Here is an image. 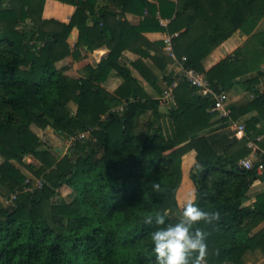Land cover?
I'll use <instances>...</instances> for the list:
<instances>
[{
    "label": "trees",
    "instance_id": "16d2710c",
    "mask_svg": "<svg viewBox=\"0 0 264 264\" xmlns=\"http://www.w3.org/2000/svg\"><path fill=\"white\" fill-rule=\"evenodd\" d=\"M59 1L76 7L68 23L43 18L46 0H0V186L9 198L15 195L13 203L0 205V264H150L149 232L155 225L144 220L179 217L181 161L191 151L196 202L219 212L218 219L195 225L206 232L200 264H247L249 253L264 256V226L257 230L264 223V192L253 205H244L253 183L264 181V170L258 173L264 163V91L255 88L264 78V29L255 32L264 22V0ZM126 13L144 20L132 25ZM159 17L169 24L164 27ZM74 29L79 34L72 48ZM158 31L178 33L172 39L176 60L216 88L228 91L237 78L251 75L244 84L255 97L232 107L230 116L254 114L245 121V137L225 152L218 153L200 134L228 118L210 111L212 100L186 82L174 90V105L167 110L173 135L166 136L158 123L164 116L159 101L131 70L164 94L160 75L143 61L151 59L162 72L174 62L163 53L165 43L143 36ZM238 32L250 36L246 44L206 70L205 60ZM103 47L107 56L88 65L79 79L59 66L69 57L79 59L83 48L96 53ZM127 50L140 58L127 62ZM113 72L122 83L110 92L103 83ZM163 80L172 83L171 76ZM148 113L144 133L139 132ZM33 126L76 140L56 158ZM82 133L88 135L79 139ZM253 153L254 167H242L241 160ZM27 155L39 166L24 164ZM36 179L47 184L36 189ZM63 187L71 189L70 201L61 198Z\"/></svg>",
    "mask_w": 264,
    "mask_h": 264
},
{
    "label": "crops",
    "instance_id": "0c3cea01",
    "mask_svg": "<svg viewBox=\"0 0 264 264\" xmlns=\"http://www.w3.org/2000/svg\"><path fill=\"white\" fill-rule=\"evenodd\" d=\"M107 1L108 0H102V2H100L101 3L100 5L106 4ZM170 1H177V0H170ZM75 10H76V7L71 5V4L63 3L59 0H46L42 16L44 19H47V20L54 19V20H57L59 22L68 23L70 21V19L72 18ZM125 17L129 21L130 24L136 25V26L139 25L140 23H142V21L144 20V16L135 15V14H131V13H126ZM159 20H160V23L164 27L169 24L168 18L163 19V18L159 17ZM261 24H262V22L259 23L255 32L261 31V29H259ZM78 34H79L78 30L74 29L72 31L71 37L68 40V43L71 45L72 48H74L75 44L78 41ZM143 36L148 41H150L152 43H157V42L165 43L166 39L169 36H171V34H169L168 31H158V32H146V33H143ZM249 38H250V36H247L241 32H238L232 38H230L229 40H227L224 43H222L221 45H219L212 52V54L205 60L204 64H205L206 70L210 69L212 66H214L215 64H217L221 60H223L226 57H228L229 55L233 54L237 49L243 47L246 44V42L249 40ZM142 48L145 49V47L143 45H142ZM147 51H149V53L152 56H154L158 59L162 58V56H160L154 50H147ZM163 53L168 58L174 60V62L168 64L167 67H165V70L163 72L159 71V69L155 67L154 62L151 59L143 58V61L148 66L152 67L153 70L156 73H158V75H160V79H161L160 81H162L161 82L162 85H163V81H164L163 80L164 76H171V78H175L181 71V70H179V68L182 67V64L179 61H177L175 59V57L172 58V56L167 51L166 46L163 47ZM107 54H108V50L104 47L102 49H100L99 51H97L96 53H89L86 48H83L81 50V57L79 59L73 60L72 57H69L66 59L67 60L66 62L69 63V65L67 67L66 74L71 78L79 79L86 74L85 68L88 65H93V66L98 65L99 62L102 61V59L107 56ZM124 55H125L127 62H135L136 60H138L140 58V56L138 54H136L132 51H129V50L124 52ZM64 63H65V60L63 62H61L62 65ZM131 70H132L133 76L136 77L140 81V83L143 85V87L149 93V95L153 99L158 100V98L161 95L158 92H156L139 75V73L134 68L131 67ZM262 71L264 72V63L262 64ZM112 74L115 75L114 72L111 73L110 76L108 77V79L106 80V82H109L108 83L109 87H107L105 85L106 82L103 83V86L110 92H114L122 83L121 78H119V77L118 78H115V77L112 78ZM255 74H256V72L254 73V75ZM250 77H251V75L248 74L246 76L237 78L235 80L234 86L228 90V93L230 95V102L228 104L229 110L232 107H243L248 103V101H245V97L243 95L244 91H243V93L241 91L245 88V84H244L245 81ZM111 79H114L115 81L112 80V82H111ZM260 80H261L260 84H258L255 88L257 90H260L261 92H263L264 91V78L263 79L260 78ZM249 92H250V96L252 94L256 93L254 91H249ZM159 107H160L161 113L164 116L162 117V119L158 123L161 125L166 136H172L174 128H173V123H172V121H171V119L167 113L168 109H166L164 106L160 105V103H159ZM230 113H231V110H230ZM253 114L254 113L242 116L238 120H232L231 116H230V119H228L226 122L216 124V125L212 126L211 128L203 131L200 135L206 136L211 141V143L214 145V147L216 148L218 153H223L235 141H240L245 137V133L238 131L237 124L239 122H243L245 124V121L250 116H252ZM147 115L150 116V113H148ZM250 157H248V158H250ZM195 163H196L195 151H191V152L187 153L182 158V161H181V182L178 186V190H177V194H176L177 201L179 204L178 216H180V214L182 212L183 204L187 200L192 198V195L195 192V186H194V184L190 178V172H191L192 167L195 165ZM263 192H264V181H262V180L255 181L253 183L251 189H250V192L248 194V199L245 201L244 205H247V206L253 205V203L256 202L258 195H260ZM263 226H264V223L261 224L257 230L261 229ZM259 255L260 254H258L257 252L250 253L248 255L249 259H251L253 256L256 258H254L252 261H247V264H264V256H261V255L259 256Z\"/></svg>",
    "mask_w": 264,
    "mask_h": 264
},
{
    "label": "clouds",
    "instance_id": "9594fccd",
    "mask_svg": "<svg viewBox=\"0 0 264 264\" xmlns=\"http://www.w3.org/2000/svg\"><path fill=\"white\" fill-rule=\"evenodd\" d=\"M153 187L160 185L153 182ZM218 218V211H207L196 202L195 192L183 204L176 220L166 221L164 215L146 217L144 223L155 225L149 232L153 257L150 264H200L206 255V232L195 225Z\"/></svg>",
    "mask_w": 264,
    "mask_h": 264
},
{
    "label": "built area",
    "instance_id": "2783aa9c",
    "mask_svg": "<svg viewBox=\"0 0 264 264\" xmlns=\"http://www.w3.org/2000/svg\"><path fill=\"white\" fill-rule=\"evenodd\" d=\"M177 36L178 33H175L173 35L171 34V36H169L165 42L166 49L169 52V54L172 56V58L175 57L172 48V39ZM171 80H172L171 85H169L166 80L163 81L165 92L158 98L160 105L164 106L166 109H169L174 105V90L178 88V86L181 83L186 82L191 87H194L196 89V92L199 96L207 97L212 100L213 106L210 111L218 112L221 117L230 119V110L228 108V104L230 102V95L228 91L214 87L203 73H200L193 68H186L184 66L182 67L180 73L175 78H171ZM254 97L255 95L252 94L251 99H253ZM237 128L239 132L245 133L246 128L243 122H239L237 124ZM87 135L88 133H82L79 135V139H83ZM74 140H76L75 137L69 138L68 147L72 145ZM254 148L257 149L256 146H254ZM240 165L246 169H252L254 167V162L250 158H245L241 160ZM263 170H264V163L263 165L258 166V173L262 174ZM46 184L47 183L44 179H36L34 181L33 186L36 189H41ZM34 188H27V190L33 191ZM14 200H15V195H11V197L8 198V200L6 201V205L13 203Z\"/></svg>",
    "mask_w": 264,
    "mask_h": 264
},
{
    "label": "rangeland",
    "instance_id": "374dc122",
    "mask_svg": "<svg viewBox=\"0 0 264 264\" xmlns=\"http://www.w3.org/2000/svg\"><path fill=\"white\" fill-rule=\"evenodd\" d=\"M262 24L259 27V29H261V30H263V28H264V22H262ZM183 60H184V58H183ZM66 61L67 60H65V63H64L65 65L64 64L63 65H60L59 64V66L60 67L61 66H67L68 67L69 63L66 62ZM180 63L183 65L182 67H184V62H180ZM182 67L179 68V70H182ZM115 75L112 74V78L113 77L118 78V76L117 75L115 76ZM112 80H114V79H111V82H112ZM108 83L109 82H106V84H105L107 87H109V84ZM243 91H244V93H243ZM241 92L243 93V95L245 97V101L251 100L250 92L247 89L246 85H245V88ZM70 106H71V108L73 110L76 109L75 104L71 103ZM148 116L149 115H143L141 117L140 126L138 127V131L139 132H143L144 133V128H145V126H146V124L148 122ZM32 130L44 142V147L43 148L48 149L56 158H62V156H64L68 152V148H69L68 147V144H69V141L68 140H69V138L66 135H61L60 133L54 131L51 128H48V129L43 130V129H40V128L36 127V126H33L32 127ZM250 159L253 162H257L258 161V157L255 156L254 153L251 155ZM3 162H4V159L0 156V164H2ZM23 163L26 164V165H29L30 164V165H34V166H39V161L37 159H35L34 157L30 156V155H27V156H25L23 158ZM23 163L21 164V163H18V162H14V164L25 174V176L28 179L32 180L34 178V174L31 173L25 167V165H23ZM10 194H9V192L7 190L3 189L2 186H0V205H5L6 204V201L8 200ZM60 194L62 196L61 198L63 200H65V201H70L72 199L71 189H69L68 187H63L61 189V193ZM257 253L260 254L261 256H263L260 252H257ZM249 254H247L245 256V262L246 263H247V261H252L254 258H256V257L253 256L251 259H249V257H248Z\"/></svg>",
    "mask_w": 264,
    "mask_h": 264
}]
</instances>
